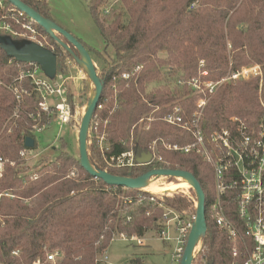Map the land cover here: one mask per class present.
Returning <instances> with one entry per match:
<instances>
[{"label":"trees","instance_id":"1","mask_svg":"<svg viewBox=\"0 0 264 264\" xmlns=\"http://www.w3.org/2000/svg\"><path fill=\"white\" fill-rule=\"evenodd\" d=\"M22 1L54 21L49 0ZM86 1L105 43L103 51L85 46L97 72L101 70L104 75L89 130L91 165L97 168L137 148L154 155L150 165L111 167L109 172L132 178L153 169L194 175L205 193L208 224L198 264H236L232 242L210 217L209 206L216 195L213 169L200 156L182 155L164 147V143L185 144L192 136L163 118L176 104L191 115L196 97L178 82L199 76L200 62L204 61L203 70L213 82L250 65H260L263 73L262 77L227 82L218 88L205 109L202 127L206 134L233 126V118L254 125L261 122L264 0ZM4 5L0 21L14 8L6 0ZM7 22L22 29L10 18ZM34 25L46 38L44 46L57 55V74L64 73L66 61L74 58L43 28ZM58 37L69 45L63 36ZM28 68L29 64L17 62L0 48V158L6 161L0 179V264H34L51 251L64 255L63 264H97L98 257L119 235L145 237L159 230L161 204L193 211V202L181 196L151 201L142 190L108 185L90 175L80 160L66 151L53 159L45 157L40 168L32 172L21 152L37 149L34 126L48 124L49 119L44 114L40 120L30 117L37 115L41 99L30 79L19 81ZM124 73H129L130 79L123 80ZM154 83L159 86L149 91ZM13 85L25 91L17 116L18 103L9 89ZM68 97L71 99L70 94ZM150 117L148 129L138 125ZM103 135L109 147L102 154L98 143ZM27 139L34 141L33 147L27 146ZM229 217L237 219L234 214ZM249 241L241 232V251L242 243ZM131 263L143 264L138 259Z\"/></svg>","mask_w":264,"mask_h":264},{"label":"built area","instance_id":"2","mask_svg":"<svg viewBox=\"0 0 264 264\" xmlns=\"http://www.w3.org/2000/svg\"><path fill=\"white\" fill-rule=\"evenodd\" d=\"M4 7V0H0V8ZM9 18L22 29H15L11 23L7 22ZM34 24L32 19L14 7L0 21V35H9L16 40H30L44 46L38 40L40 33ZM27 64H29V68L20 74L19 81L30 79L34 91L41 99L37 115L33 114L30 117L33 120H40L44 114L49 119L48 124H36L34 133L43 131L50 126L53 114L61 124L70 123L73 115L68 97L67 79L63 74H57L55 79H50L46 77L39 64ZM204 67L202 63L201 68L204 69ZM203 69L199 76L186 83L178 82L180 87L187 86L191 95L196 97L191 115L187 114V110L182 105L176 104L163 118L167 124L178 127L187 135H191L192 140L185 144L164 143V147L182 155L200 156L213 169L216 195L209 206L212 221L220 231L226 233L232 242L233 256L237 259L236 264H264V118L257 125L233 118V126L222 128L209 135L202 127L205 109L223 83L262 77L263 73L259 66L243 67L239 71L231 72L228 78H224L220 82H213L207 79L208 72ZM137 70L139 67L136 68ZM122 79H130V74L124 73ZM9 89L15 95L18 103L15 113L17 116L23 103L25 91L21 92L15 85ZM151 120L152 118H148L146 121L144 118L138 125L147 124ZM145 128L148 129L149 126L146 125ZM27 151L23 150L21 155L24 157ZM106 162L108 166L104 169L105 171H109L110 167L142 166L136 162L134 150L120 157H112ZM5 164L6 161L0 158V179L3 177ZM11 164L13 165V163ZM156 179L161 180V184L175 183L166 182L170 179H176L177 183H180L179 180L188 181L182 177H158L152 180ZM146 193L151 196V201H155L156 198L163 200L181 196L193 202V211L191 212L188 210L178 211L163 204L160 205L163 208V216L160 228L155 233L157 238L164 243H175L173 261L174 264H181L191 230L197 219L198 198L196 191L190 183L189 188L177 191L155 193L146 190ZM232 206L234 210H231ZM229 214H234L237 219L233 221ZM241 232H244L250 240L242 243L244 249L242 251L238 243ZM119 237L124 241L136 243L138 247L147 246L145 237L126 234H121ZM203 252V239H201L194 250L193 264H198ZM63 262L64 255L60 251H51L47 252L44 257L36 259L34 264H63ZM97 264H114L110 261L107 250L98 257ZM129 264L135 263L130 262Z\"/></svg>","mask_w":264,"mask_h":264},{"label":"rangeland","instance_id":"3","mask_svg":"<svg viewBox=\"0 0 264 264\" xmlns=\"http://www.w3.org/2000/svg\"><path fill=\"white\" fill-rule=\"evenodd\" d=\"M49 5L51 18L60 27L65 29L85 46H88L93 50H104V40L90 13L86 0H49ZM38 40L41 41L43 45L47 44L46 38L41 34L39 35ZM202 63L205 66L204 61L200 62V72L203 69L201 68ZM256 66H259L262 71L260 65H250L246 67ZM64 73L61 74L67 79L66 84L71 96L69 102L71 104L73 117L70 120V123L61 124V122L57 120L55 114H53L51 125L43 131L36 132L37 149L28 150L24 156L27 165L32 172L40 168L42 165L41 163L43 162L42 160L45 157L53 159L62 151H66L80 160L79 131L88 104L95 94V86L88 75L87 69L84 66L77 64L74 60L68 59L66 61ZM98 74L103 81V72L99 70ZM228 76L229 74L225 78H228ZM253 78L255 77L250 79ZM157 86H159L158 83H154L150 85L148 90L150 91L153 88L156 89L155 87ZM114 91L117 92L118 89L114 88ZM139 125L140 127L146 126V124ZM104 137L105 135L100 138L98 143V149L102 154L107 147H109L108 143L105 142ZM90 138L91 135L89 133L87 143L89 152L92 145ZM29 140L30 139H27V141ZM107 166L108 163L104 161L99 164L97 169L104 170ZM169 181L175 183L178 182L176 179L166 180V182ZM159 183L160 181L158 184ZM143 191L146 192L145 189ZM145 240L147 246L138 247L134 242H127L119 236L116 237L107 249L110 261L114 264H129L132 260L138 259L141 260L143 264H174L173 253L175 243H164L157 238L155 232L146 235Z\"/></svg>","mask_w":264,"mask_h":264},{"label":"water","instance_id":"4","mask_svg":"<svg viewBox=\"0 0 264 264\" xmlns=\"http://www.w3.org/2000/svg\"><path fill=\"white\" fill-rule=\"evenodd\" d=\"M6 1L10 2L15 8L26 14L36 24L43 28L53 40L60 43L62 47L72 55L77 64L82 66L83 64L86 65L88 75L95 86V94L88 104L81 123L79 131V144L81 166L90 175L103 180L108 185L133 190H143L150 180L158 177H182L193 185L198 198L197 219L191 230L189 241L181 262V264H193L194 250L208 231V224L206 220V198L199 181L191 173L180 170L153 169L138 178H132L128 176L113 175L109 171L94 168L89 160L87 143L92 119L103 91V81L99 77L91 54L83 43L60 27L56 22L43 17L38 11L28 6L22 0ZM58 35L63 36L68 41L69 45L60 40ZM72 47L77 51V53H75ZM0 48L9 57L15 59L17 62L39 64L46 77L50 79L56 78L58 71L57 55L54 51L46 48L45 46L30 40H16L9 35H0ZM27 146L33 147L34 141L32 139L27 141ZM134 153L135 160L139 165H148L152 163L154 159V155L152 153L138 151L137 148L134 150Z\"/></svg>","mask_w":264,"mask_h":264},{"label":"bare ground","instance_id":"5","mask_svg":"<svg viewBox=\"0 0 264 264\" xmlns=\"http://www.w3.org/2000/svg\"><path fill=\"white\" fill-rule=\"evenodd\" d=\"M83 66L86 68V65L83 64ZM160 183L158 184V182ZM180 183H162L161 180H151L147 184V186L144 188L147 191L159 193V192H165V191H177L179 189H183L186 187H190V183L188 181L179 180Z\"/></svg>","mask_w":264,"mask_h":264}]
</instances>
